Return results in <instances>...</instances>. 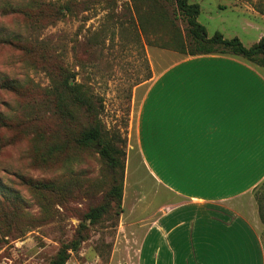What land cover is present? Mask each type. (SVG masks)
Instances as JSON below:
<instances>
[{
  "label": "rangeland",
  "instance_id": "rangeland-1",
  "mask_svg": "<svg viewBox=\"0 0 264 264\" xmlns=\"http://www.w3.org/2000/svg\"><path fill=\"white\" fill-rule=\"evenodd\" d=\"M161 1L171 16V0ZM190 2L209 36L246 46L264 36V0ZM161 3L0 0V264H51L60 250L65 264H137L147 227L177 200L150 174L135 128L147 81L188 56L172 46L170 28L146 22ZM69 83L82 86L93 111L71 98ZM94 126L102 139L86 146ZM104 143L113 164L100 154ZM256 189L249 216L264 245ZM95 207L105 213L90 220Z\"/></svg>",
  "mask_w": 264,
  "mask_h": 264
},
{
  "label": "crops",
  "instance_id": "crops-1",
  "mask_svg": "<svg viewBox=\"0 0 264 264\" xmlns=\"http://www.w3.org/2000/svg\"><path fill=\"white\" fill-rule=\"evenodd\" d=\"M230 54L188 55L147 81L142 159L177 200L147 227L137 264H264L247 198L264 181V73Z\"/></svg>",
  "mask_w": 264,
  "mask_h": 264
},
{
  "label": "trees",
  "instance_id": "trees-1",
  "mask_svg": "<svg viewBox=\"0 0 264 264\" xmlns=\"http://www.w3.org/2000/svg\"><path fill=\"white\" fill-rule=\"evenodd\" d=\"M141 1L148 3L162 2L161 0ZM200 12L201 7L197 2H190V0H171V16H167L164 5L162 4L157 12V17H146V22L150 23L152 27H156V23L158 22L160 26L162 25L160 30L163 32L170 28L173 32L172 46L186 55L230 54L239 56L248 62L258 64V66H264V36L251 46H246L238 36L226 38L220 31H216L212 36H209L205 25L198 20ZM179 19L185 24V34L181 31ZM141 27L143 30L146 28L143 21ZM3 41H5L4 38H2L1 42ZM65 87L68 89V92L71 94V98L74 101L79 102L89 112L94 110L95 105L93 104V101L86 95V91L82 89L80 84L69 83ZM101 139V128L99 126H94L83 133L81 142L88 146L94 144L96 141L100 142ZM100 154L112 164L116 159L113 151L108 147L107 143L102 145ZM262 186V190L256 189L258 186L255 187L258 194L257 200L261 214H263L264 181L262 182ZM43 187L49 189L51 184L43 183ZM114 191L117 200H120L122 195L121 185H115ZM104 213L105 211L102 207H95L88 213L87 218L90 220H96ZM77 246L78 242L73 247L77 248ZM68 257L69 254L66 250H60L51 264H65Z\"/></svg>",
  "mask_w": 264,
  "mask_h": 264
}]
</instances>
